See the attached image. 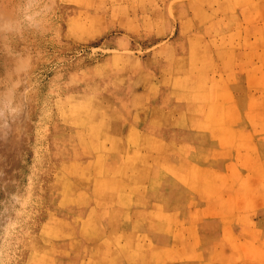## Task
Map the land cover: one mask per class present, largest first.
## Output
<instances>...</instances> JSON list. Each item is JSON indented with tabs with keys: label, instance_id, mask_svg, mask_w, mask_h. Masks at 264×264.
I'll return each mask as SVG.
<instances>
[{
	"label": "rangeland",
	"instance_id": "374dc122",
	"mask_svg": "<svg viewBox=\"0 0 264 264\" xmlns=\"http://www.w3.org/2000/svg\"><path fill=\"white\" fill-rule=\"evenodd\" d=\"M242 74L255 94L248 96L247 117L262 125L264 0H0V264H30L31 243H40L48 217L56 216L47 194L61 162L54 156L57 132L71 135V155L84 159L78 169L83 186L73 193V207L78 215L90 212V219L82 229L68 222L65 240L49 238L54 248L49 256L44 246L42 264H148L152 243L141 219L147 217L145 230L156 242L155 252L171 220L157 196L149 194L153 204L145 201L149 183L152 193L175 203L191 191L169 188L186 187L194 177L206 187L201 195L214 199L194 214L204 220L225 214L231 201L244 198L245 192L233 188L240 177L235 166L213 173L206 157L187 173L182 151L171 149L172 161L164 160L172 141L159 135L165 130L162 135L175 136L173 128L161 124L176 122L184 108L192 115L197 106L205 122L236 118ZM85 101L95 111L76 110L71 117L79 128L91 120L102 123L108 134L98 135L93 121L83 138L100 136L104 142L96 152L111 150L118 156L106 161L100 152L94 166L81 134L64 115ZM145 121L154 129H139ZM193 132V124L182 131L184 149L195 144ZM122 134L132 137L130 153L124 154ZM238 137L241 147L247 136ZM116 158L123 167L117 180L104 173H110L105 167L115 166ZM156 168L165 169L150 172ZM94 181L101 189L97 201L91 197ZM143 203L158 209V220ZM192 226L196 223L190 222L187 238L200 251ZM173 233L165 264L185 257L182 229Z\"/></svg>",
	"mask_w": 264,
	"mask_h": 264
},
{
	"label": "crops",
	"instance_id": "0c3cea01",
	"mask_svg": "<svg viewBox=\"0 0 264 264\" xmlns=\"http://www.w3.org/2000/svg\"><path fill=\"white\" fill-rule=\"evenodd\" d=\"M241 78L244 80V85L237 94L240 102L237 105L239 115L237 114L236 118L229 119L230 117H228L220 122L209 120V122H205L197 114V106L193 108L192 115L186 114L184 108L182 112H179L176 122L170 121L161 124L168 126L169 131H173V128L175 136H172V133L171 136L162 135L165 130L161 131L159 136L172 141L169 151L164 150L163 152L167 151L168 157L162 154L164 160L172 161L171 149L182 151L185 155L184 159L189 164L187 171L192 174V168L202 164L206 157L209 159L208 164L213 173H223V166L225 168L235 166V173L240 177L237 183L233 184V188L237 187L245 192L244 198L236 203L231 201V204H228L224 210L225 214H212L207 216L208 220H204L203 217L200 218L194 213L201 206L213 205L214 199L212 197L206 199L203 194V196L201 195L200 192L206 187L205 185L199 186L194 177L192 183L186 187L169 188L170 192L184 191L185 188L191 191L188 198L175 203L155 191L156 195L152 193L149 183L145 201L148 199L153 204L149 199V194L153 198L157 196L160 200L159 203H163V207L160 206L161 209L171 215V220L167 224L166 237L160 239L161 245L155 252L156 242L145 230L147 217L141 219L143 233L152 243L146 250L148 264H152L153 259H156L157 264H165V252L174 241L173 230L179 228L182 229L185 238L183 240L185 257L178 258L170 264H264V124L261 125L259 119L255 124L254 119L247 117L249 112L248 96L254 93H250L248 76L242 74ZM188 124H193L196 142L184 149L182 131H185ZM224 127L227 129L223 130ZM239 134L247 136L241 147ZM224 138L226 142L220 146L219 143H222ZM176 143H178V147L174 146ZM170 165H174L172 168L174 171L176 167L174 161ZM174 179L176 180L175 177ZM254 191H256V195H253ZM141 205L150 208L144 203ZM136 207L140 208L141 206ZM147 212L149 211L147 210ZM190 222L196 223V226H192V235L201 240L200 251L195 248L194 243L190 242V238H187ZM158 254L160 262L157 260Z\"/></svg>",
	"mask_w": 264,
	"mask_h": 264
},
{
	"label": "bare ground",
	"instance_id": "6f19581e",
	"mask_svg": "<svg viewBox=\"0 0 264 264\" xmlns=\"http://www.w3.org/2000/svg\"><path fill=\"white\" fill-rule=\"evenodd\" d=\"M95 98H96V96H95ZM72 107H73L72 110L71 111H69V110L65 111L64 115H65V118H66L68 124H70V126L72 128H74L73 132H79L81 134L80 137H81V140H82L81 141L82 142V146L86 147L88 149V152H89L88 162H90V164L94 166L95 165V160L98 157L97 155H99L100 152L104 153L106 161L109 160V156L118 157L117 155L112 153L111 150L110 151H108V150L99 151L98 153L96 152V150L98 148V145L101 144L100 141H101L102 138L100 136H99V138H96V139L95 138L92 139L90 137H85V136H84L85 138H83V135L88 133L89 125L91 124V122H93V121L95 122V120L88 121L87 124L85 123L83 125V128L82 127L79 128V126H78V124L76 122V117H71V115L74 114L76 112V110H78V111L79 110H84V111L89 113L93 108H96V107H94V105L91 102L87 103L86 101L81 106L74 105ZM95 123H96V127L98 128V131H99L98 135L103 136L104 134L107 133L106 131L104 133V130L106 129V127L102 126V123H99L97 121ZM151 124H153V123L151 122ZM151 124L149 122H142L141 126H139L138 128L141 129L142 131L144 129L146 131L153 130L154 128H152ZM59 130L61 131V128H59ZM107 134H106V136H107ZM129 134H128V136L124 135V134L119 136L120 137V142H121L120 144H122L123 147H125L124 154L130 153V150L133 147L132 146V137H129L130 136ZM115 136H117V135H115ZM54 139L57 142V143H55L56 147H55V150H54V156H55L56 159H60L61 162H58V164L56 166L55 182H54L53 186L50 188V190L48 191L47 198H48V202H49L50 206L52 207V210L56 213V216L53 217L52 215H50L51 213H49L50 216L48 217V219L50 220V225H48L49 227H43V229H41L42 232H41L40 243H38V242H32L31 243V247H30L31 254H30V257H29L30 264H42L41 263L42 259L40 260V253H41L42 250H44V246L48 247V251L46 252V254H49V256L52 254L50 252V250H52V248H54V245H53L52 241L50 242V244L48 243L49 241H47V240H49V238L51 240V238H53L56 235V236H58L60 238V240H65L63 236L70 234L68 232V230H67L68 222H70L72 220L73 222L77 223L76 225L79 226V229H82L83 228V223L86 220V218L90 219V215L88 217V214L90 212L88 214L86 213L85 215H83V214L82 215H78L76 208L73 207V201H74L73 200V193H75L76 191L78 192V190H81L80 188L83 186L82 178L80 176L81 172H79L78 169H79L80 163L82 162L81 160H84V159L81 158V157L74 158L71 155V146H72V143H73L71 135L66 136V135H63L62 133L57 132V134H56ZM79 139L80 138H78V140ZM115 139H118V138H115ZM102 140L103 141H101V142H104V139H102ZM117 144H119V143H117ZM116 147H115V149H116ZM115 161H116L115 166L105 167V169L106 170L108 169V171H110V173L107 172V171L105 172V170H104V173H106L107 177L110 176V177H112V179L117 180L118 177L122 174L123 167L122 166H118V164L120 165V163L117 164V158H116ZM82 164L84 166V163H82ZM100 166L102 167V164ZM128 167H131V165L130 166L128 165ZM164 169L165 168H156V169H152L150 172L163 171ZM186 172L190 173V171H187V170H186ZM123 179L125 180L126 183L128 182V179L126 177H124ZM100 182H102V181H100ZM98 183H99V181L98 182L94 181L93 185H92L94 193L91 195V197L93 198L94 201L98 200L99 191L101 190V189H98V187H99ZM67 189H71V190L68 191ZM69 192H72V194H69ZM103 202L105 203V205L107 207L109 206L108 202H106V201H103ZM148 211H149L148 215H153L158 220V218H159L158 209L149 208ZM163 217H164V215L161 216L160 218H163ZM46 225H47V223H46ZM120 230H122V229H120ZM74 231H76V230H74ZM43 239H46L47 244H46V242H44ZM62 243L64 244V246H66V247L68 246L66 241H63ZM136 258H137V256L135 257V259ZM50 259H53V258H50ZM65 264H70V262L67 261V262H65Z\"/></svg>",
	"mask_w": 264,
	"mask_h": 264
}]
</instances>
